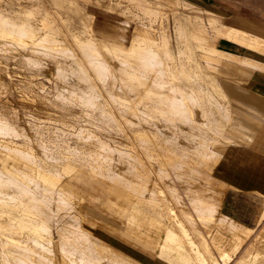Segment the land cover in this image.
Here are the masks:
<instances>
[{
	"label": "bare ground",
	"instance_id": "obj_1",
	"mask_svg": "<svg viewBox=\"0 0 264 264\" xmlns=\"http://www.w3.org/2000/svg\"><path fill=\"white\" fill-rule=\"evenodd\" d=\"M107 1L0 0V51L4 54L16 48L32 67L41 61V54L44 61L52 59L56 63L55 71L63 78L76 77L78 83L89 84L85 89L62 87L59 100L80 98L79 104L93 107L87 108L86 114L103 116L89 119L96 120L92 121L94 124L104 121L102 126L96 124L104 130L124 129L125 125L115 119L124 111L113 109L114 97L102 103L101 95L112 97L113 92L96 85L115 81L138 84L139 88L123 93L139 95L137 104L149 100L152 109L138 111L123 97L119 104L128 107L132 114L160 116L171 132L186 131L187 146H178L175 137L163 138L157 132L158 125L143 118L136 127H131L130 119L126 120L132 134L128 150L117 151L89 135L84 151L58 146L52 152L48 148L53 140H46L48 144L43 139L35 140L36 148L42 145L44 149L38 154L33 151V141L22 147L12 144L9 136L19 132L17 120L0 110V138L7 140L5 145L1 144L4 140L0 141V264H18V259L24 264L48 263L52 206L71 208L69 212L74 217L85 215L81 204L86 203V196L63 180L78 170L108 181L112 195L123 200L122 204L111 206L116 212L129 205L126 222L131 228L126 225L130 229L124 234L106 229L108 236L117 239L114 235L120 234L132 239L149 255L137 251L141 256L134 258L117 253L113 243H97L84 234V224L72 223L66 229L60 222L56 232L59 243L64 244L61 257L70 264H148L147 258L162 264H264V227L252 239L250 229L220 216L218 211L226 189L239 187L244 180V152H228L237 165H217L218 156L208 149L210 145L226 143L244 145L264 155V93L256 87H244L241 74L218 72L199 59L202 56L224 61L227 66L235 62L264 71V62L216 46L218 40L226 39L264 56V38L227 25L224 14L211 7H205L203 12L199 8L171 7L158 0ZM89 5L115 13L120 21L117 31L124 39L133 26L129 44L97 38L92 27L95 16L87 11ZM168 11L174 16L175 51L170 34L162 30V18ZM155 24L160 30L155 29ZM4 56L1 60L6 61V53ZM248 74L244 70V76ZM1 75V83H7L10 76H4L2 82ZM74 137L81 139L80 135ZM224 218L232 226L220 223Z\"/></svg>",
	"mask_w": 264,
	"mask_h": 264
},
{
	"label": "rangeland",
	"instance_id": "obj_2",
	"mask_svg": "<svg viewBox=\"0 0 264 264\" xmlns=\"http://www.w3.org/2000/svg\"><path fill=\"white\" fill-rule=\"evenodd\" d=\"M101 1L102 2L104 1L106 3V0H101ZM158 1L162 2L164 4H167L171 7L172 6H174V7L178 6L180 8H186V9L191 8V7L192 8H199L203 12L206 10L205 7H211L213 9L219 10L220 12L223 11L225 14L227 12V13L231 14L232 16H236V17L238 16L240 18L244 17V19H246L247 21H250L252 23H264V0H158ZM87 11L94 14V16H95V18L93 19L92 27L95 30V35L97 38H99V39H112V40L117 41V42L122 41V43H124L125 45L129 44L130 31L132 30L133 26H131L126 31V38L124 39V37H122L118 32L120 21L117 18L115 13L105 11L102 8L96 7L93 5H89L87 7ZM162 20L164 22V24L162 23V27H164V28H162V27L161 28H162V30L165 29L167 31V33L170 34L169 40H170V43H173V44H171V46L173 48L174 45L176 44L175 38H174L175 34L173 31V27H172L173 21H174L173 13L171 11H168L167 13L164 14V17L162 18ZM165 23H166V25H165ZM163 25H165V26H163ZM155 29L160 30V26L158 24H155ZM172 35H174V36L172 37ZM120 36H121V38H120ZM171 37L174 39V41L172 40ZM218 41L216 43V46L218 48L221 49L222 46H225L222 44L221 47H219ZM10 44H12V43H10ZM14 47H16V45ZM174 49H176V47H174L173 50ZM226 50H229V51L235 53L237 56H240V57H244L247 54V52H245L244 50L239 51V50H236L232 47L229 49H226ZM2 52L3 51H0V54H2V55H0V63H1L0 65H2V66H0V68L2 67L1 68L2 71L0 70V73L3 75V77L1 75V77H2L1 79L3 80L2 82L5 81V79H4L5 77L6 78L9 76L10 77H9V79L7 78L8 84L6 82L1 83V80H0V91H2L3 89H5V92L7 91L6 93L2 92V94L0 92V94H1L0 95V110L2 112L5 111V113L9 112L7 115L10 117L12 115L13 116L12 119L14 118L13 121L17 120L15 122L16 123L15 126L17 127V131H19L17 134H12L9 136V138L12 140V144H16L17 146L22 147L26 143H28V142L31 143V141H33V142H35V143L31 144L33 146V151L35 153V150H36L39 154L40 152L38 150H40L41 147H43V146L41 145V147L39 146L40 148L37 147V148H39V149H37L36 148V141L40 142V140L43 139L42 142H44V144L47 143L46 140H48V141L53 140V142L52 141H49L50 143L48 142L49 146H50L48 149H49V151H52V152L58 146L66 147L69 150L79 149V150L84 151L86 149V146L88 145V141H86L85 139H86V137H88L90 135V136H95L96 138H99L100 140H102L104 142H107L111 148H113L117 151H119V150L123 151V150H128V144L132 142V138H131L132 134L129 133V132H131V130L127 129L128 125H127L126 120L130 119L131 120V127H136L139 125L138 124V122H140L139 120H142L143 118H145V119H148V122H154L158 125L156 128L157 132L163 138L170 139L171 137L172 138L175 137V140L178 142V146H180V147L181 146H187L186 144L188 142V139H186V137H185V135L187 134L186 131H183V130L180 131L178 129V130L171 132L169 130V128L163 124V120L160 119V116L153 115V114H143V113L132 114L128 111L129 110L128 107L119 104V102L121 101V97H123V98L128 99V101L130 102L129 106H131V107L133 106V108L135 107L138 111H143V110L149 111L150 109H152V104L150 103L149 100H147L146 103L137 104L139 101L138 99L140 98L139 95H135V94L126 95L123 93V91H127L130 89L134 90V89L139 88L138 84H132V85L128 84V83L121 84L120 82L115 81L114 83L107 82V84H104V85L102 83H100L101 85L100 84L96 85L98 88L102 86L101 88H103V89L105 88L108 91L111 89L110 91L113 92L112 97L108 96V95L105 96L106 95L105 93L103 94L104 96L101 95L102 97L100 99H101L102 103H104V100H105V102L107 100L111 101L114 97V100H112V101H114L113 102L114 103L113 109L124 111V114L119 113V114L115 115L116 117L114 116L117 123H119L120 125H125L124 129L118 130V129H113V128L109 127V129L106 128V130H104V129H101L97 126V125H99V123H100V125L102 123H104V121L101 122L98 120V122L94 124L93 122L96 120H90L89 118L91 115L86 114V112H84L85 110L92 109L93 108L92 106H90L88 104H82L81 101H80V103L82 105L79 104L78 100H80V98L74 99V100L73 99L70 100L69 98H67L68 100H70L69 103L67 102V99L65 97H64L65 99L63 98L64 100L61 99V102L59 100L60 99L59 94H61V92L60 93H58V92L62 90V87H66L69 89H71V88L77 89V87H78L79 89H81L80 87L82 86L85 89L89 86V84H87L88 85L87 86L86 83L85 84H83L82 82L78 83V81L76 80L77 79L76 77H72V78L67 77L68 79L63 78L64 76H61L59 73L57 74V70L55 71V69H57L56 66H54L55 62L51 61L52 59L48 60V62H46L47 60L44 61L43 60L44 58L41 57L42 56L41 54L39 55V57L41 58V61H38L37 62L38 64L36 63V64H34L35 66L33 65L34 67H32V65L31 66L28 65L27 62L25 60H23L25 58L24 55H22L21 54L22 52L18 51L16 48H11L9 50V52H4V54ZM5 53H6V58H5L6 61L1 60L5 57L4 56ZM9 56L11 57V59ZM13 56H15V57H13ZM18 57H20V58L22 57L23 59L22 58L20 59ZM43 57H45V56L43 55ZM199 59L204 66L212 67V68H214V70H216L218 72H224V73H227L230 75L241 74L242 78L245 80L243 82L244 87H246V88L256 87L258 90H260L261 92L264 93V85L251 78L253 75L252 74L253 71L257 68L250 67V66H247L245 64L239 65L235 62H233V64L231 63L233 66L232 65L227 66L224 61H222V62L213 61L211 59H208L207 57H202V56H200ZM7 60H9V62ZM22 61H23V64L21 63ZM39 63L40 64L42 63V65H41L42 67L37 66V65H39ZM55 65H56V63H55ZM234 65H236L238 67L236 68V67H234ZM3 66L4 67L7 66L5 68L6 71H5ZM46 66H47V68H46ZM34 68H37V69H35V71L40 70V71H42V73L40 71L35 73ZM44 69H45V71H44ZM30 70L33 72H31ZM244 70L249 71V74L247 75V77L244 76ZM4 72H6V73H4ZM39 72H40V74H39ZM28 75H29V77H28ZM54 75H56V76H54ZM114 76L117 77L118 73L115 72ZM30 77L33 79L31 80ZM59 77H60V79H59ZM10 78L12 80H10ZM34 78H36V79H34ZM62 78L64 81L67 80L66 83H63L64 81L61 80ZM37 79H38V81H37ZM8 80H9V82H8ZM34 80H36V81H34ZM40 82L42 83L41 85H44L43 87L45 89L39 84ZM34 83L36 85L38 84V86L34 85ZM80 84H82V85H80ZM1 85H4V86H2L3 88L1 87ZM30 85L34 88H32ZM83 85H85V86H83ZM38 87H42V89L44 91ZM40 89H41V91H40ZM46 90H48V91H46ZM36 91H38L37 92L38 94L35 93ZM41 92H43V93L41 94ZM56 92L58 95L56 94ZM62 94H64V92ZM44 95L47 96V98ZM55 95L57 96L58 100H57V98L54 99L53 96H55ZM40 97H42V98H40ZM52 97H53V99H52ZM107 97H110V98L108 99ZM46 100H49V101L47 102ZM52 100L56 101L57 104L55 102H53ZM43 101L47 102V104L44 103ZM57 101H59V102H57ZM63 101L66 102L65 105H64ZM74 101H75V103H78L79 105L75 104ZM70 102L73 103V106H72V104H70ZM67 103L70 105V107L71 106L72 107L70 108ZM49 104H51V106H49ZM63 105L65 107H63ZM59 106L60 107L62 106V110H61L60 114H59V111L61 108ZM82 106H84V107H82ZM63 108H64V111H63ZM68 108L70 109V111ZM84 108H86V109H84ZM66 110L68 111V114H67ZM62 112H64L63 115L65 114L64 117H62L63 116ZM60 115H61V117H60ZM94 116H96V117H94ZM100 116L101 115H92L91 118H98V117L100 118ZM194 117L199 118L198 115H195ZM101 118H103V116H101ZM104 126L105 125L103 124V127ZM38 130L39 131L41 130V131L39 132ZM122 130H124V131L122 132ZM119 131H121V132H119ZM40 134H43V135L41 136ZM75 135H80L81 139L78 140L76 138V140H75V137H74ZM34 136L35 137L37 136L36 138L38 140L35 139ZM38 136L41 138H39ZM1 140H4V142ZM5 140L6 139H4V138H2V139L0 138V141L3 142L1 144L5 145V142L7 141V140L6 141ZM208 149H209L210 154L218 156V159L216 160L217 165H219V164L237 165L238 162L235 159H233V157L229 156V153H232V152L237 151V150L243 151V152L244 151L253 152L252 158L255 160L254 162L257 163L256 165L254 163L255 167L258 165V163H260V160H258V159H261V158H259L258 156H260V157L264 156L261 152H258L254 149H250L249 147H245L244 145L216 143V144L210 145V147ZM41 150H43V152H44L43 148ZM43 152L41 151V153H43ZM254 153L258 154V156ZM224 154H227V156H225ZM36 159H37V157H36ZM19 165L24 166V164H22V163ZM255 167H252V168H255ZM63 180L71 183L74 187H76L80 192H82L86 196V200H87L86 203L81 204L83 209L85 210V215H84V218L80 215H76V217H74L72 212H69L71 208L66 207V208L59 209L56 206H52L51 211H50V217H49L50 223H49V227H48V229H50L49 234L51 236V241H50L51 242V244H50L51 252H50V257L48 259L47 264H70L69 260L61 257V251L64 249V247H63L64 244L59 243L58 237H57L58 235L56 232V229H58V227L60 226L59 225L60 222H63L64 227L66 229L71 228L72 223H75L77 225H83L84 224L85 225L84 229H81L84 234H87L89 237L94 239L97 243H104V242L113 243V247H115V250L117 251V253H120V252L125 253V254H128L134 258H135V256L136 257L141 256V254L138 252H145L149 255L148 251H146L143 247H141L140 244L134 243V241L132 239H131V241H129L128 239H126V237H123L120 234L114 235V236H116L117 239H113L111 236H108V234L105 232L106 229H114L117 232L124 234L126 232V229L131 228L130 226H128V224L126 222V217L129 213V205H125V207L121 208V211H119V212H116L115 209L111 208V206L113 204H115V205L122 204L123 200L117 196L112 195V186L108 183V181L94 177V176L88 174L87 172H85L83 170H78L76 173H74L73 175H71L69 177H66ZM228 189L244 190L246 188L238 189V188L229 187ZM257 193H259V192H257ZM218 211H219V215L222 214L220 211V207H219ZM92 219H93V221H92ZM225 219L226 218L221 219L220 223H222V224L225 223V224H223L225 226H232V225H230V223H227L228 219H227V221ZM223 221H225V222H223ZM126 225L130 228L126 227ZM263 227H264V218L261 220V222L256 227L251 228L253 230H251L249 236L252 239L255 238L259 234V232H261V229ZM8 229H10V228H8ZM207 230L210 231L212 229H205V231H207ZM6 234L13 235V233H11V232H6ZM21 237L23 239V236H21ZM9 247L10 246H8V248ZM16 262L18 264H24L22 259H18ZM146 262L148 264H162L158 260H155L153 258H147Z\"/></svg>",
	"mask_w": 264,
	"mask_h": 264
},
{
	"label": "crops",
	"instance_id": "obj_3",
	"mask_svg": "<svg viewBox=\"0 0 264 264\" xmlns=\"http://www.w3.org/2000/svg\"><path fill=\"white\" fill-rule=\"evenodd\" d=\"M224 16L225 17L223 19L227 25L242 29L247 33L257 35L259 37H264V23H252L244 19V17L240 18L238 16H232L227 12ZM218 42L219 47H221L222 44L225 45L221 47L224 51L235 54L226 50L231 47L239 51L244 50L247 52L244 57L264 62V56L262 54L249 49L245 45H239L231 41H227L226 39H220ZM252 74V79L264 85V71L255 69ZM252 153L253 152L251 151H244V180L242 181V184L239 187L231 186V188L246 189L237 190L228 189V187V190L226 189L224 192L220 204V211L222 215L234 220L239 225L250 230H253L251 228L256 227L264 218V156L260 157L258 154L254 153L261 158L258 159L260 160V163H258L255 167L257 163L254 162L255 160L252 158Z\"/></svg>",
	"mask_w": 264,
	"mask_h": 264
}]
</instances>
